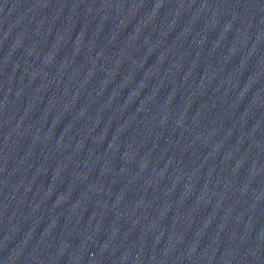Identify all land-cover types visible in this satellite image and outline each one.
I'll return each instance as SVG.
<instances>
[{
    "label": "water",
    "instance_id": "water-1",
    "mask_svg": "<svg viewBox=\"0 0 264 264\" xmlns=\"http://www.w3.org/2000/svg\"><path fill=\"white\" fill-rule=\"evenodd\" d=\"M0 264H264V110L142 0H0Z\"/></svg>",
    "mask_w": 264,
    "mask_h": 264
}]
</instances>
